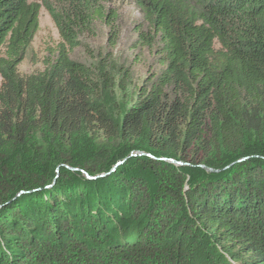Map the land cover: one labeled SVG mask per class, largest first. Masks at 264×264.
Listing matches in <instances>:
<instances>
[{
    "label": "trees",
    "instance_id": "16d2710c",
    "mask_svg": "<svg viewBox=\"0 0 264 264\" xmlns=\"http://www.w3.org/2000/svg\"><path fill=\"white\" fill-rule=\"evenodd\" d=\"M116 1L0 0V264H264V0H123L142 86L71 59ZM41 8L59 43L22 79Z\"/></svg>",
    "mask_w": 264,
    "mask_h": 264
},
{
    "label": "rangeland",
    "instance_id": "374dc122",
    "mask_svg": "<svg viewBox=\"0 0 264 264\" xmlns=\"http://www.w3.org/2000/svg\"><path fill=\"white\" fill-rule=\"evenodd\" d=\"M110 6L117 16L113 33L110 35L109 28L97 22L88 34L80 37L81 46L73 51L71 59L86 66H94L104 57L110 56L115 66L130 71L132 85L142 86L162 71L154 50L138 43V31H145L146 28L144 21L132 2L118 0ZM112 37L116 40H112ZM58 43V32L41 8L38 30L17 69L19 78L26 79L42 73L45 62L50 60L51 52Z\"/></svg>",
    "mask_w": 264,
    "mask_h": 264
},
{
    "label": "water",
    "instance_id": "95a60500",
    "mask_svg": "<svg viewBox=\"0 0 264 264\" xmlns=\"http://www.w3.org/2000/svg\"><path fill=\"white\" fill-rule=\"evenodd\" d=\"M165 161H167L168 163H171V164H175V165H178V166H182V164L177 163V162H175L173 160H165ZM202 168L205 169L208 172H211V173H218V172H220V171H217V170H212V169H208V168H204V167H202Z\"/></svg>",
    "mask_w": 264,
    "mask_h": 264
}]
</instances>
